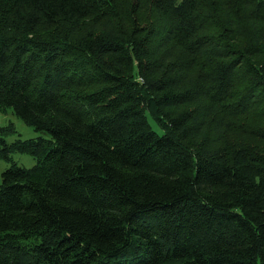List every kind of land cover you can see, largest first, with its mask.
<instances>
[{"label":"trees","instance_id":"16d2710c","mask_svg":"<svg viewBox=\"0 0 264 264\" xmlns=\"http://www.w3.org/2000/svg\"><path fill=\"white\" fill-rule=\"evenodd\" d=\"M5 108L0 264H264V0H0Z\"/></svg>","mask_w":264,"mask_h":264},{"label":"rangeland","instance_id":"374dc122","mask_svg":"<svg viewBox=\"0 0 264 264\" xmlns=\"http://www.w3.org/2000/svg\"><path fill=\"white\" fill-rule=\"evenodd\" d=\"M0 127L6 129L3 133V138L9 145L17 139L25 140L37 137L50 138L47 132L37 131L33 126L26 124L11 108H5L0 111ZM158 131H160V129ZM35 161V158L29 153L13 151L10 153L8 159L0 157V174L12 163L20 167L30 168L34 165ZM160 264H167V262H162Z\"/></svg>","mask_w":264,"mask_h":264}]
</instances>
